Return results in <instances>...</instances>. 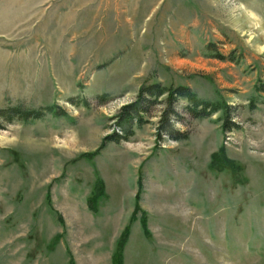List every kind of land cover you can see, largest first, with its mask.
Instances as JSON below:
<instances>
[{"label": "rangeland", "instance_id": "1", "mask_svg": "<svg viewBox=\"0 0 264 264\" xmlns=\"http://www.w3.org/2000/svg\"><path fill=\"white\" fill-rule=\"evenodd\" d=\"M152 81L222 98L239 128L179 100L187 139L157 140L158 103L99 148ZM262 88L264 0H0V264H111L126 226L122 264H264ZM220 147L232 168L209 167Z\"/></svg>", "mask_w": 264, "mask_h": 264}, {"label": "trees", "instance_id": "2", "mask_svg": "<svg viewBox=\"0 0 264 264\" xmlns=\"http://www.w3.org/2000/svg\"><path fill=\"white\" fill-rule=\"evenodd\" d=\"M218 59H224V56L215 52L212 54ZM232 58V57H230ZM257 88V87H256ZM264 91V88H262ZM108 95L106 93H100L95 96V100L98 103L106 101ZM179 100H184L182 107V113L186 114L190 119H202L207 118L210 115L218 112L217 120L220 121V130L222 133L229 132L233 129L239 128V124L233 120V107L228 105L222 98H216L214 100L205 99L199 97L194 91L186 85H162L157 81L150 83L142 82L137 90L135 99L125 105L121 106V110L116 118V123L120 129L119 132L111 135H105L99 148H102L106 142H117L121 139L125 140L132 134V123L141 125L145 122L143 115L147 114L149 108L154 105L161 103L164 108L161 110L158 117V125L156 129L157 140L160 136L168 137L170 140L179 141L188 138L187 130H180L174 127L175 123L182 122L183 117L176 109V105ZM248 107H254V99L248 100ZM4 111L0 110V117ZM5 119L10 120L11 116H15L22 121L40 119L46 113L53 115H62L64 112L57 105H46L39 108H22L20 105H15L7 109ZM161 140V139H160ZM209 167L217 168V162L223 161L224 166H231L222 153V148L212 152L209 155ZM233 166H231L232 168ZM96 197L94 196V200ZM88 207L94 210V205H88ZM138 205H135L134 212L138 211ZM139 219L140 226L143 232H146L145 228V217L143 212ZM128 235V226L124 227L119 238L116 240L114 251L111 255V264H122V249L126 242Z\"/></svg>", "mask_w": 264, "mask_h": 264}]
</instances>
